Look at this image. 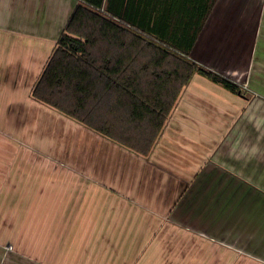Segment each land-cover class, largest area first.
Returning a JSON list of instances; mask_svg holds the SVG:
<instances>
[{"label":"crops","instance_id":"0c3cea01","mask_svg":"<svg viewBox=\"0 0 264 264\" xmlns=\"http://www.w3.org/2000/svg\"><path fill=\"white\" fill-rule=\"evenodd\" d=\"M79 2L0 0V206L3 189L25 182L30 217L41 210L49 236L104 244L98 253L106 250L105 258L92 264H135L153 238L173 231L193 234L190 252L203 254L187 264H264V65L257 63L256 6L218 0L192 51L225 75L248 73L252 88L243 95L194 74L144 155L32 95ZM217 29L228 50L214 51ZM243 42L251 51L243 52ZM21 154L27 165H20ZM206 224L215 236L203 231ZM164 230L171 233L158 232ZM212 237L220 243L211 244ZM2 258L0 243V264Z\"/></svg>","mask_w":264,"mask_h":264},{"label":"trees","instance_id":"16d2710c","mask_svg":"<svg viewBox=\"0 0 264 264\" xmlns=\"http://www.w3.org/2000/svg\"><path fill=\"white\" fill-rule=\"evenodd\" d=\"M154 2L80 0L34 98L146 155L194 74L244 95L230 76L192 58L218 0Z\"/></svg>","mask_w":264,"mask_h":264},{"label":"rangeland","instance_id":"374dc122","mask_svg":"<svg viewBox=\"0 0 264 264\" xmlns=\"http://www.w3.org/2000/svg\"><path fill=\"white\" fill-rule=\"evenodd\" d=\"M154 4H159L160 0H154ZM234 3L241 6L255 5L256 11H258V34L259 46L257 54V63L264 65V0H233ZM157 2V3H156ZM229 3V2H228ZM247 8V6H246ZM248 9V8H247ZM255 12V7L252 9ZM263 10V11H262ZM220 29H217L216 35L212 36L211 41H215L218 44H213L214 51L228 50L230 45H227L224 33L218 34ZM257 33V32H256ZM212 35V31H211ZM221 36V37H220ZM243 39V38H242ZM205 42V40H204ZM229 43V42H228ZM225 44V45H224ZM243 52L251 51V44H242ZM247 55V54H246ZM200 62V61H199ZM202 63V62H200ZM204 64V63H202ZM206 65V64H205ZM208 66V65H206ZM210 67V66H208ZM212 68V67H210ZM214 69V68H212ZM216 70V69H214ZM223 73L219 70H216ZM235 75H229L239 86L243 89L244 94H247L251 87L250 75L245 72L235 71ZM224 74V73H223ZM256 74L260 76L261 71ZM20 147L30 148L29 141H19ZM26 145V146H25ZM30 150V149H29ZM22 151V150H20ZM5 163V161H4ZM20 165L28 164V157L23 154L19 157ZM25 176V172H20V179ZM25 182H19L17 189H3V204L2 217L0 219V243L3 246V258L2 264H92L105 258V251L98 253V250L104 247V244L100 246L96 241L91 243L92 238L88 237H55L49 236L48 231L45 230L49 222L43 221L42 211H36L38 206L35 207L36 211L30 217V188L22 187ZM41 208V207H40ZM38 217V219H34ZM208 224H211L210 222ZM204 227L203 231L214 233L218 231L215 226ZM197 231V228H196ZM162 234L171 233L170 230L158 231ZM53 233V231H52ZM194 235H178L176 231L170 236H159V238H153L151 240L154 246H150L149 249L141 253V256L137 258L135 264H187L192 261L200 259L203 254L198 253L197 250L193 253L190 252L192 245V237ZM198 237V236H197ZM197 237L195 239H197ZM213 238V239H212ZM211 238V244H219L217 237ZM97 238H95L96 240ZM150 238H148L149 240ZM61 242V247H56L58 241ZM100 240V238H99ZM156 244V246H155ZM196 244H198L196 242ZM200 244V243H199ZM62 248L59 254L58 250ZM230 259H234V253L227 254ZM264 255V252L261 253ZM214 260H222V253L210 254ZM132 257V255H131Z\"/></svg>","mask_w":264,"mask_h":264}]
</instances>
